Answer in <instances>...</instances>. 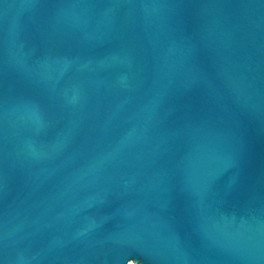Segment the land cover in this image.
<instances>
[{"label":"water","instance_id":"95a60500","mask_svg":"<svg viewBox=\"0 0 264 264\" xmlns=\"http://www.w3.org/2000/svg\"><path fill=\"white\" fill-rule=\"evenodd\" d=\"M264 264V0H0V264Z\"/></svg>","mask_w":264,"mask_h":264},{"label":"rangeland","instance_id":"374dc122","mask_svg":"<svg viewBox=\"0 0 264 264\" xmlns=\"http://www.w3.org/2000/svg\"><path fill=\"white\" fill-rule=\"evenodd\" d=\"M128 264H134L132 261L128 262Z\"/></svg>","mask_w":264,"mask_h":264}]
</instances>
